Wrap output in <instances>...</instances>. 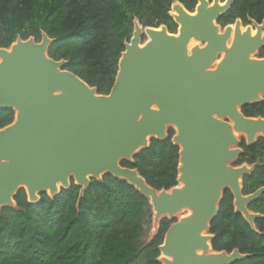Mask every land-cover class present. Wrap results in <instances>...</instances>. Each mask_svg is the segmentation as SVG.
Returning a JSON list of instances; mask_svg holds the SVG:
<instances>
[{
	"label": "water",
	"instance_id": "95a60500",
	"mask_svg": "<svg viewBox=\"0 0 264 264\" xmlns=\"http://www.w3.org/2000/svg\"><path fill=\"white\" fill-rule=\"evenodd\" d=\"M232 2L197 0L190 13L175 3L177 16L170 17L176 34L135 22L107 95L65 70V61L50 59L53 40L46 34L39 43L17 39L0 48V110L14 112V122L0 130V208L13 207L21 189L35 203L40 194L54 197L68 189L71 181L81 187L80 199L91 180L110 174L149 200L158 227L164 218L189 212L166 231L160 264H232L249 258L237 249L214 252L208 233L224 191L251 228L260 215L248 205L264 194V186L242 194V179L253 167L236 166L243 150L233 134L244 135L247 146L264 139V119L241 112L264 98V57L250 58L264 49V22L251 21L241 34L236 20L232 35L233 25L218 24ZM192 39L200 46L189 51ZM169 128L179 148V186L157 191L136 169L120 163L131 162L151 139L165 140Z\"/></svg>",
	"mask_w": 264,
	"mask_h": 264
},
{
	"label": "trees",
	"instance_id": "16d2710c",
	"mask_svg": "<svg viewBox=\"0 0 264 264\" xmlns=\"http://www.w3.org/2000/svg\"><path fill=\"white\" fill-rule=\"evenodd\" d=\"M174 3L190 13L197 0H0V48H9L17 39L33 38L39 43L46 34L53 40L48 57L65 61V70L97 94L107 95L134 23L165 26L175 34L177 25L170 17ZM236 20L242 26L264 22V0H233L218 24L224 28ZM241 112L246 118L264 119V98ZM13 120L12 110H0V130ZM173 134L170 129L165 140L151 139L148 148L120 165L136 169L157 191L176 187L179 148L171 142ZM244 141L236 166L253 167L242 179L246 196L264 186V139L258 138L251 146ZM80 189L71 181L68 189L54 197L40 194L35 203L28 202L24 190H19L13 207L0 208V264H160L158 248L176 219L161 220L155 235L141 244L152 217L144 195L110 174L91 180L79 199ZM248 210L260 215L254 228L234 211L233 197L226 190L216 219L210 223L214 252L237 249L249 255L232 264H264V194Z\"/></svg>",
	"mask_w": 264,
	"mask_h": 264
},
{
	"label": "rangeland",
	"instance_id": "374dc122",
	"mask_svg": "<svg viewBox=\"0 0 264 264\" xmlns=\"http://www.w3.org/2000/svg\"><path fill=\"white\" fill-rule=\"evenodd\" d=\"M210 1V0H209ZM211 2H212V0H211ZM220 2L221 3H223V2H225V0L224 1H222V0H220ZM174 5V4H173ZM172 5V6H173ZM170 12H172L171 11V9H170ZM249 26H251V24L249 25ZM246 26H244V28H245ZM178 28V27H177ZM252 28V27H251ZM253 29V28H252ZM176 31H177V29H176ZM242 31H243V29H242ZM176 34V33H175ZM264 35V34H263ZM146 41V39H143L142 40V42L141 43H143V42H145ZM191 43H193V44H191V45H198V46H200V44L198 43V42H194V41H191ZM193 46H191V47H193ZM228 47V46H227ZM261 48L260 49H258V50H256L254 53H252L251 54V56H250V58L251 59H260V58H262V57H264V51H263V56L261 57L260 56V54H261ZM264 50V49H263ZM219 61V60H218ZM169 129H172V128H169ZM168 129V130H169ZM174 135V134H173ZM237 138H239V140H240V142H241V139H244L245 140V136L244 135H239ZM248 168H249V166H247ZM177 186H179V184L177 185ZM151 211H152V209H151ZM189 215V212L187 211V210H183V211H181L180 213H177L176 215H175V219L176 220H179V219H181V218H183V217H186V216H188ZM151 220V221H150ZM149 220V222H148V224H147V226H146V233H145V235H144V237L141 239V241H140V243L141 244H143V243H145V242H148L154 235H155V233L157 232V230H158V225H156L155 224V222H154V220H153V211H152V217H151V219ZM160 256H161V254H160ZM160 258V257H159Z\"/></svg>",
	"mask_w": 264,
	"mask_h": 264
},
{
	"label": "bare ground",
	"instance_id": "6f19581e",
	"mask_svg": "<svg viewBox=\"0 0 264 264\" xmlns=\"http://www.w3.org/2000/svg\"><path fill=\"white\" fill-rule=\"evenodd\" d=\"M175 4V3H174ZM176 5V4H175ZM171 11L172 12H170V16H177V13L174 11V9H173V7H171ZM233 27V30H232V33H233V31H234V26H232ZM246 29V28H245ZM245 29H244V31H245ZM244 31H242L241 32V28H240V32H241V34L244 32ZM255 35V32L254 33H252V31H251V36H254ZM263 36V35H262ZM191 41H194L193 39L191 40ZM191 41H190V44H189V46H188V49H189V51H190V49L192 48L191 46H193V45H191V44H193V43H191ZM195 43H196V41H194ZM228 48V47H227ZM222 56H223V53H222ZM218 64V63H217ZM234 134V136H236V137H238L240 134L239 133H233ZM161 257V259L163 260V259H165V257L164 256H160Z\"/></svg>",
	"mask_w": 264,
	"mask_h": 264
},
{
	"label": "flooded vegetation",
	"instance_id": "af4514ba",
	"mask_svg": "<svg viewBox=\"0 0 264 264\" xmlns=\"http://www.w3.org/2000/svg\"><path fill=\"white\" fill-rule=\"evenodd\" d=\"M210 2H211V0H210ZM233 25V24H232ZM234 26V25H233ZM247 27V26H246ZM242 29H243V31H244V26H242L241 27V32H242ZM232 30H233V27H232ZM251 31H252V33H254V32H256L255 31V29H251ZM232 35H233V33H232ZM232 35H231V38H230V40H229V42L227 43V46H228V48L230 47V44H231V40H232ZM221 56L220 57H222V53L220 54ZM219 61L217 60L214 64H217ZM214 66V65H213ZM215 67V66H214ZM170 130V129H169ZM168 130V131H169ZM168 131H167V134H168ZM241 148V147H240Z\"/></svg>",
	"mask_w": 264,
	"mask_h": 264
}]
</instances>
